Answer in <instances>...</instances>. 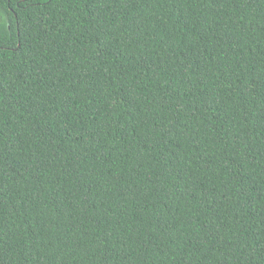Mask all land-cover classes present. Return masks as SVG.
I'll return each instance as SVG.
<instances>
[{"label": "trees", "instance_id": "16d2710c", "mask_svg": "<svg viewBox=\"0 0 264 264\" xmlns=\"http://www.w3.org/2000/svg\"><path fill=\"white\" fill-rule=\"evenodd\" d=\"M0 264H264V0H0Z\"/></svg>", "mask_w": 264, "mask_h": 264}]
</instances>
